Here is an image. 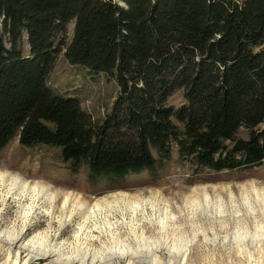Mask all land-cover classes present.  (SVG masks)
Wrapping results in <instances>:
<instances>
[{
    "label": "trees",
    "instance_id": "trees-1",
    "mask_svg": "<svg viewBox=\"0 0 264 264\" xmlns=\"http://www.w3.org/2000/svg\"><path fill=\"white\" fill-rule=\"evenodd\" d=\"M61 53L115 77L101 120L49 88ZM262 124L264 0H0V150L53 145L110 181L174 149L195 172L234 169L262 161Z\"/></svg>",
    "mask_w": 264,
    "mask_h": 264
},
{
    "label": "rangeland",
    "instance_id": "rangeland-1",
    "mask_svg": "<svg viewBox=\"0 0 264 264\" xmlns=\"http://www.w3.org/2000/svg\"><path fill=\"white\" fill-rule=\"evenodd\" d=\"M46 80L94 121L118 93L115 77L63 53ZM168 102L179 105L181 91ZM9 140L0 150V264H264V157L195 172L174 149L153 171L110 181L66 167L53 145Z\"/></svg>",
    "mask_w": 264,
    "mask_h": 264
},
{
    "label": "bare ground",
    "instance_id": "bare-ground-1",
    "mask_svg": "<svg viewBox=\"0 0 264 264\" xmlns=\"http://www.w3.org/2000/svg\"><path fill=\"white\" fill-rule=\"evenodd\" d=\"M20 182V181H19ZM21 183V182H20ZM24 183H26V182H24ZM22 186H23V184H22ZM25 186H26V184H25ZM24 187V186H23ZM34 197H35V195H34ZM18 256V255H17ZM16 261V260H15Z\"/></svg>",
    "mask_w": 264,
    "mask_h": 264
}]
</instances>
